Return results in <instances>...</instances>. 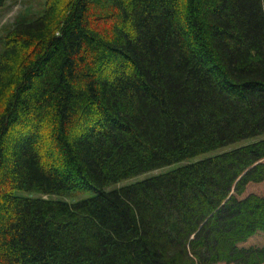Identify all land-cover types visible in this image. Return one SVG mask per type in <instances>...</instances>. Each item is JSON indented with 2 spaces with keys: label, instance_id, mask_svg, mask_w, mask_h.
Segmentation results:
<instances>
[{
  "label": "trees",
  "instance_id": "obj_1",
  "mask_svg": "<svg viewBox=\"0 0 264 264\" xmlns=\"http://www.w3.org/2000/svg\"><path fill=\"white\" fill-rule=\"evenodd\" d=\"M261 133L264 0H45L0 52V264H264V139L104 190Z\"/></svg>",
  "mask_w": 264,
  "mask_h": 264
},
{
  "label": "rangeland",
  "instance_id": "obj_2",
  "mask_svg": "<svg viewBox=\"0 0 264 264\" xmlns=\"http://www.w3.org/2000/svg\"><path fill=\"white\" fill-rule=\"evenodd\" d=\"M45 0H6L5 4L0 7V52L4 50V37L6 34L15 28L18 24L27 23L35 20L42 15L44 10ZM264 139V133L260 135L248 137L237 142L227 144L213 151H209L194 157H189L182 162L174 163L154 171L146 172L133 178L122 180L119 183H113L104 187L105 191H112L136 182L151 178L153 176L169 172L186 164L194 163L209 157L220 155L244 145L254 143ZM18 195H26L25 192L17 190ZM97 190L91 189L86 192L68 196H54L55 199L65 200L68 202H80L91 198L97 194ZM260 193V191H258Z\"/></svg>",
  "mask_w": 264,
  "mask_h": 264
}]
</instances>
